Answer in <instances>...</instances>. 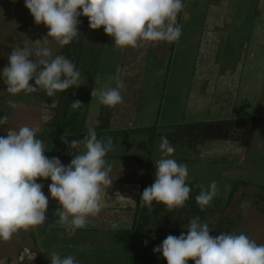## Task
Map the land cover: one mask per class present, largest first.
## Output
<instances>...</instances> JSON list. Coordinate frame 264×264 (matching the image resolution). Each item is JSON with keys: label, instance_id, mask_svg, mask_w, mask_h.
Masks as SVG:
<instances>
[{"label": "rangeland", "instance_id": "obj_1", "mask_svg": "<svg viewBox=\"0 0 264 264\" xmlns=\"http://www.w3.org/2000/svg\"><path fill=\"white\" fill-rule=\"evenodd\" d=\"M211 1L215 2L217 0H183L184 6L177 15V20L183 19L181 24L182 35L176 41V44L175 42L168 43L164 41L139 42L137 47L134 48H119L115 46L114 39L105 34L103 27L96 30L90 29L87 19V27L80 43H78L79 38L75 39L81 53L79 59L77 58L75 63L73 61V64L81 75L80 86L74 85L68 88L71 90V95L67 96L63 91L56 92L52 97H49L46 91L39 87L35 92H21L12 95L6 91L7 86L3 82L2 75H0V119L5 116L8 118L6 123L0 124V136H5L9 128L18 129L24 125L38 127L39 131L36 135L38 139L44 141L45 155L48 157L49 152L46 148V142L49 135L46 137L45 132L55 127L53 118L63 114V117L69 118L72 122L58 135L53 156L56 157L62 136L74 137L81 134L78 132L80 121L87 110L88 120L86 123L91 126L86 127V130L97 127L92 122L99 119L95 118L97 115L99 117L101 115L105 116L109 112H111L112 117L117 115L115 120L122 126L126 121L122 117L127 116L129 113L127 109H132V111L135 109L133 115H137V121H134L136 128L123 127L125 129L110 131V135H115V137H111L112 149L106 154L105 160H115L120 161V163L142 160L139 161L140 171H133L134 175H145L143 178L138 179L141 183L139 185H142L141 194L145 187L153 183L154 165L161 158L159 144L152 140L151 135L158 128L164 131L165 134L170 130L168 126L166 127L162 123L161 118H159L157 128L152 126L154 130L150 129L152 128L150 122H146L144 119L146 112H150L152 109L151 115H153L156 105L160 106L162 102H165L167 104L165 105L167 106V111L164 113V116L166 115L165 119L170 116L171 110L178 108L183 113L181 116L182 124V121L186 119L184 113L186 114L189 110V98H192L197 89L202 90L205 87L203 85L201 87V83L198 84L200 78L213 76L219 78L221 76L206 74V72L200 73L198 70L200 69L201 59L197 57L195 50L204 29L209 28L205 27V21L211 15L209 14ZM218 1L216 4H218ZM249 1L250 3H246V8L242 11V6H239L241 4L240 0H222L223 3L220 2L219 4L223 8V12L217 10L216 7L213 10L214 13H218L219 16L223 17L235 18L241 12H243L244 17H264V9H259L258 0L255 11L252 9L253 0ZM47 32L48 29L43 24H35L29 10L24 5V0H0V74H2L3 68L8 65L7 58L13 47L27 48L34 54L35 49L38 47L34 43L36 40H41L39 47L50 49L51 57L48 59L55 58L57 55L64 57L60 51L63 46L59 45L54 38L46 37ZM247 32L248 30L245 28L240 33L242 36L237 37L232 43L233 48L229 52V59L228 61L226 59L222 60L221 68L224 72V68L228 65L233 68L240 67L238 71L228 68L231 72L229 71L225 76L229 78L228 85L235 86L237 95L244 94L242 106L252 102L254 97H257L258 90L261 91L264 97V48L259 53H252L249 60H247V65L242 66L241 61L236 65L237 54L235 53L242 45ZM33 58L36 57L33 55ZM195 64L198 67L197 70ZM247 67L252 72L248 69L241 71ZM190 76L193 79L191 82H189ZM194 82L196 89L191 90L194 87ZM30 84L34 85V81H30ZM118 85H122L120 92L123 102L114 107L103 105L98 94L91 95L93 88L99 93L100 90L117 88ZM241 90H244V92H241ZM75 100L82 103L78 109H73L71 106ZM10 101L15 102V108L10 106ZM61 101L67 105L65 109L64 106H61L64 104H61ZM230 107L231 113L234 114L236 109L233 108V105ZM202 112L204 111L202 110ZM139 114L144 119L141 120L142 122L139 121ZM34 120H36V124L33 123ZM115 120L110 118L109 125L115 124ZM104 125L107 127L108 123L105 122ZM104 135L106 141L109 136ZM244 138L243 141L247 142V149L243 148V153L246 151L243 156L223 153L220 157H214L215 159L210 161L196 155L185 141L180 145L177 140H173L176 145L171 158H174L180 164L187 165L189 175L186 184L188 185L189 180L193 181V185L190 186L191 195L183 206L170 209V212H175V214L161 211L153 214L151 209L155 208L158 203L154 201L151 208H149L141 204L139 198L137 208L144 207L145 210H148L150 219L155 222L159 221V226L152 222L150 227L158 230L163 228L164 231L151 230L152 232H141L133 236V247L154 249L168 235L178 237L182 232L186 234L192 219L195 218H198L201 224L206 223L208 225L210 235L215 236L222 231H230L234 234L243 233L256 241L257 244H264V116L248 128ZM63 146L66 147L67 145ZM66 152L59 156H66V158L63 156L60 159L64 165L70 163L72 158L71 153L66 154ZM41 181L43 182V179ZM212 181L217 184V195L213 197V200L207 206L202 208L197 203L196 196L202 190L208 189ZM176 208L180 209L176 210ZM31 229L34 230L33 227H30ZM111 237L113 238L112 233ZM96 240L93 239L92 243H88L83 251L84 254L94 257L92 259L96 260L99 257L98 259L108 260L109 258L103 256L112 255V257H117L122 255L120 251L124 247L120 246V242L117 245L115 240L108 241V244L103 241L96 242ZM145 241H147L146 245ZM13 256L16 257V253ZM20 257H28L27 252L22 256L20 255ZM45 258L44 255L37 257L36 263L46 264ZM97 261H94V263L104 264L102 260ZM124 262L123 264L130 262V257L124 258ZM189 264H194V262L190 260Z\"/></svg>", "mask_w": 264, "mask_h": 264}, {"label": "clouds", "instance_id": "obj_2", "mask_svg": "<svg viewBox=\"0 0 264 264\" xmlns=\"http://www.w3.org/2000/svg\"><path fill=\"white\" fill-rule=\"evenodd\" d=\"M24 5L35 24L48 29L46 37L54 38L61 46L70 44L79 34L80 16L88 18L92 30L103 27L119 48H134L139 42L172 43L182 35L177 15L184 6L183 0H24ZM34 43L38 46L34 54L17 46L8 55V65L0 75L9 94L31 93L39 87L52 97L71 86H80L81 74L69 59L59 55L48 59L50 49L39 47L41 40ZM120 88L122 85L99 93L93 88L91 95L98 94L103 105L114 107L123 102ZM9 103L16 107L15 102ZM81 105L75 100L71 106L78 109ZM7 119H0V124ZM38 131V127L24 125L9 128L5 136H0V240L8 241L19 230L46 222L49 199L42 191L43 185L36 182L38 178L51 180L49 193L60 205L55 213L57 222L72 232L86 227L88 217L100 211L102 190L113 184L111 165L105 160L112 149L111 137L106 142L98 139L94 128H88L81 140L68 141L62 136L70 150L81 145L85 149L71 151L70 163L64 165L58 157L45 155ZM159 151L161 158L154 165V181L140 194V203L149 208L154 201L169 209L183 206L191 191L186 184L187 165L171 158L175 145L167 136L160 138ZM217 192V184L212 181L208 189L196 196V201L203 208ZM153 251L161 254L167 264H189L190 260L194 264H264V244H257L243 233L222 231L210 235L208 225L201 224L198 218L192 219L186 234L168 235ZM50 264H77V259L53 252Z\"/></svg>", "mask_w": 264, "mask_h": 264}, {"label": "crops", "instance_id": "obj_3", "mask_svg": "<svg viewBox=\"0 0 264 264\" xmlns=\"http://www.w3.org/2000/svg\"><path fill=\"white\" fill-rule=\"evenodd\" d=\"M217 1L210 2L209 14L211 15L206 18L205 21V27L209 28L204 29L203 35L197 47H195V50L197 57L201 59L200 69L198 71L200 73L206 72V74H218L221 76H219V78H216V76L200 78L198 84L201 83V87L202 85L205 86L202 88L204 92L197 89V92L195 91L192 98H189V110L186 114L184 113L186 119L182 121V124L181 116L183 113L182 110L178 108L171 110L169 113L170 116L165 119L166 115L164 116V113L167 111V106H165L167 104L165 102H162L160 106L156 105L153 115H151L152 109L150 112H146V116L143 115L145 121L150 122L151 127L156 126L157 128L159 118H161L162 123L170 129L165 134L164 131H161L159 128L155 130L153 127L150 128L154 130V134L151 135L153 137L152 140L156 141L157 144L160 143V138L162 136H167L174 145H176V142L173 140H177L180 145L185 141L186 144L194 150L196 155H200L208 161L215 159L214 157H220L223 153L243 156L246 152L243 153V148H245V150L247 149V142L243 140L245 139L244 136L248 128L257 122L259 118L264 116V103H262L264 97L260 90H258L257 97H254L252 102H248V105L242 106L244 94L237 95L235 86H229L227 83L229 78L225 75L229 73V71L231 72L229 69L231 68L233 71H238L240 67H234L236 68L234 69L232 66L228 65L224 68V72H222L221 69L222 60L226 59V61H228L229 52L233 48L232 43L237 37L242 36L240 33L245 28L248 32L243 39L242 45L235 53L237 54L236 65L239 61H241L242 66L247 65L249 56H251L252 53H259V51L264 48V17H244L243 12L235 18L219 16L218 13H214L213 10L216 7L217 10L219 9L223 12V8H221V4H219L222 0H219L218 4H216ZM240 3L239 6H242V11V9L246 8L245 4H249L250 1L240 0ZM252 3V9L255 11L257 8V0H253ZM258 6L259 9L261 8L260 10L264 9V0H258ZM182 20H177V24L181 26ZM202 58L204 59L202 60ZM213 61L215 62L213 63ZM196 64L194 66L197 70L198 67H196ZM247 69L248 67L241 71H246ZM248 71L252 72L251 69H248ZM191 81H193V79L190 76L189 82ZM193 89H196L195 82L191 90ZM241 92H244V90H241ZM232 105L233 108L236 109L234 114L231 113L230 106ZM127 110L129 113L127 116L122 117L126 119L124 122L125 124L122 126L115 120V118L117 119V115H113L112 117V115H110L111 112L105 116L101 115L99 117V115H97L95 118L99 119L92 121L95 126H97L93 127L97 132V138L105 141L104 134L109 137H115V135H110V131L112 130L136 128L134 126V121H137V115H133L135 109L133 111L132 109ZM202 110L204 112H202ZM87 111L80 121V129L78 132L81 134H77L74 137L64 136L68 141L73 139L81 140L88 134V129L86 130V127H90L91 125L89 126V123H86L88 120ZM184 112L186 111L184 110ZM110 118L116 121L115 124L109 125ZM144 119H142V115H140L139 121H143ZM155 119H157V121H155ZM105 122L108 123L107 127L104 125ZM33 123L36 124V120H34ZM63 145H65V143L60 141L56 154V157L59 159L65 156L62 155V157H59L61 156L60 154H64L65 151H67L66 154L69 152L71 153L70 150L68 151V146L64 147ZM82 146L72 151L77 152L81 150L79 152H83L85 149ZM139 161L142 160L125 161L124 163L115 160H106V163L111 165L109 175L113 184L107 189L102 190L101 196L103 203L100 211L96 215L88 217L89 223L86 227L78 228L75 232L70 231L57 222L55 213L60 205L49 193L48 186L51 180H43L42 182V179L38 178L36 182L43 185L42 191L49 199L48 209L46 211V222L42 225L33 227L34 230H30V228L27 230L21 229L14 233L13 237L8 241L0 240V264H37V257L39 258L43 255L46 256L45 263L50 264L53 252L61 256L72 255L77 259V264H96V262L94 263L96 260H102L104 264H112V262L113 264H123L125 263L124 258L126 259V257H130V262L127 264H140V257H162L161 254L154 253L153 249L150 250L144 247L134 248L132 245L133 236L141 232L158 230L157 228H154L155 230L137 229V222H140L138 218L139 215L145 213V215L148 216L147 209H144L145 212H143L142 209L144 207L140 209L137 208L139 206L138 202L142 186L139 185L141 183L138 179L145 176L144 174H133V171H140ZM133 201H135V204H133ZM111 233L113 234V238L111 237ZM117 235L118 237H116ZM93 239H97L96 242L103 241L107 244L108 241L113 240L116 241L117 245H119L120 242V246L124 247L120 251L122 255H118L117 257H112V255L103 256L104 258H109L108 260L98 259L99 257H97L96 260L92 259L94 257L84 254L83 251L86 249L88 243H92ZM26 252L28 257H20V255L22 256ZM15 253L16 257L13 256ZM9 256L11 257L9 258ZM31 256H33V258H31Z\"/></svg>", "mask_w": 264, "mask_h": 264}, {"label": "trees", "instance_id": "obj_4", "mask_svg": "<svg viewBox=\"0 0 264 264\" xmlns=\"http://www.w3.org/2000/svg\"><path fill=\"white\" fill-rule=\"evenodd\" d=\"M79 25H78V30H79V34L77 35V37H75L73 39V41L68 44V45H64L62 47V49L60 50L64 57L69 59L72 63L74 61V63L76 62L75 60L80 56L81 50L79 49V46L75 43V39L79 38V42L80 43V39H82V36L84 35V32L86 30L87 27V17L84 16H80L79 18ZM63 78V77H62ZM65 94L71 95V90L67 89L64 91ZM64 103L61 101V104ZM65 104V103H64ZM62 104L61 106H64V109L66 108V104L64 105ZM64 115L62 114V116H57L56 118H53V123L55 124L54 128L52 130H47V132H45L46 137L49 135V138L46 142V148L49 152V158H52L55 154V143L58 140V135H60V133L62 131H64V129L70 125V123L72 122V120H70L69 118H65L63 117ZM116 132V131H115ZM193 185V181H190L189 183V187ZM191 195V191L189 193V196ZM180 208H176V210H179ZM143 212H145L144 208L142 209ZM172 210V209H171ZM165 212V213H171V214H175V212H170V209L168 207H166L163 204H158L155 206V208L151 209V213L155 214L157 212ZM180 213V212H179ZM140 219V222H137V229L138 230H148V229H152L150 227V224L155 223V225L159 226V221H154L152 219H150L148 216L145 215V213H142L141 215H139L138 217ZM155 226V227H157ZM160 231H164L163 228H160ZM140 264H167L166 260L163 259V257H140Z\"/></svg>", "mask_w": 264, "mask_h": 264}]
</instances>
